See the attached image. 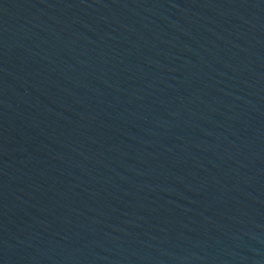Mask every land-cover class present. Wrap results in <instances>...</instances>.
<instances>
[{
    "label": "water",
    "instance_id": "water-1",
    "mask_svg": "<svg viewBox=\"0 0 264 264\" xmlns=\"http://www.w3.org/2000/svg\"><path fill=\"white\" fill-rule=\"evenodd\" d=\"M0 264H264V0H0Z\"/></svg>",
    "mask_w": 264,
    "mask_h": 264
}]
</instances>
